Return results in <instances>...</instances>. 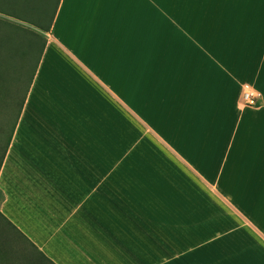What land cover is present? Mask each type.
<instances>
[{
	"label": "crops",
	"instance_id": "obj_1",
	"mask_svg": "<svg viewBox=\"0 0 264 264\" xmlns=\"http://www.w3.org/2000/svg\"><path fill=\"white\" fill-rule=\"evenodd\" d=\"M38 17L0 212L55 264H264V0Z\"/></svg>",
	"mask_w": 264,
	"mask_h": 264
},
{
	"label": "rangeland",
	"instance_id": "obj_2",
	"mask_svg": "<svg viewBox=\"0 0 264 264\" xmlns=\"http://www.w3.org/2000/svg\"><path fill=\"white\" fill-rule=\"evenodd\" d=\"M46 2L51 3L50 9ZM54 3L55 0H0V128H8L13 121L40 43V36L34 34L36 32L41 35V31L33 27L38 22L32 21L30 15L47 11L48 17ZM12 22L32 28L34 33L27 34ZM3 141L4 137L0 136V144ZM8 237L15 239L0 221V243L3 238ZM13 243L14 246H19L17 242Z\"/></svg>",
	"mask_w": 264,
	"mask_h": 264
},
{
	"label": "trees",
	"instance_id": "obj_3",
	"mask_svg": "<svg viewBox=\"0 0 264 264\" xmlns=\"http://www.w3.org/2000/svg\"><path fill=\"white\" fill-rule=\"evenodd\" d=\"M34 1V0H32ZM36 1V0H35ZM45 1V0H43ZM17 2V0H16ZM47 3V2H46ZM49 5V9L51 6V3H47ZM15 6V5H13ZM13 10L15 8H12ZM47 12V11H46ZM46 12H39V15H30V18L34 22H38L37 28L42 29L41 21L39 20V17L34 20L32 16H40L45 17L44 14ZM51 12V11H50ZM48 14V13H47ZM46 14V17H47ZM1 20V19H0ZM24 21V20H23ZM3 21H1L2 23ZM7 22V21H5ZM18 29H23L27 34H33L34 31H32V28L24 27L20 23H11ZM34 35L40 36V43L37 48V54L34 60V63L32 64L31 72L29 74V78L26 82L25 89L23 91V94L21 96V99L19 101V104L17 106V110L15 113V116L13 118V121L11 125L8 128H0V136L4 137V141L2 144H0V165L3 159V156L5 154L6 148L8 146V142L13 130V127L16 123L17 117L19 115L21 105L24 100L25 93L28 88V84L31 80L32 74L35 70L36 63L39 57V53L43 44V38L40 34L36 33ZM29 50H32L29 47ZM0 221L3 227H5L7 230L11 231V235L14 236V240L11 238H3L2 243H0V264H55L49 257H47L27 236H25L13 223H11L1 212H0ZM11 240V241H10ZM13 241L17 242L19 246H14ZM24 249V250H23ZM21 252V256H19V253Z\"/></svg>",
	"mask_w": 264,
	"mask_h": 264
},
{
	"label": "built area",
	"instance_id": "obj_4",
	"mask_svg": "<svg viewBox=\"0 0 264 264\" xmlns=\"http://www.w3.org/2000/svg\"><path fill=\"white\" fill-rule=\"evenodd\" d=\"M258 93L255 88L247 82H243L240 88V101L245 106L255 105Z\"/></svg>",
	"mask_w": 264,
	"mask_h": 264
}]
</instances>
